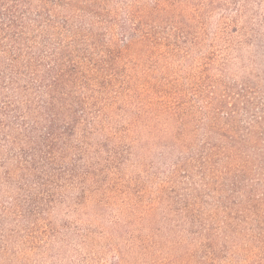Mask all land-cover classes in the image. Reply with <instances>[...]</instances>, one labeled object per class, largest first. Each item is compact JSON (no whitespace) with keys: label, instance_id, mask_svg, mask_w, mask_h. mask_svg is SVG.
I'll return each mask as SVG.
<instances>
[{"label":"trees","instance_id":"1","mask_svg":"<svg viewBox=\"0 0 264 264\" xmlns=\"http://www.w3.org/2000/svg\"><path fill=\"white\" fill-rule=\"evenodd\" d=\"M263 42L264 0H0V264L81 238L72 214L264 264Z\"/></svg>","mask_w":264,"mask_h":264},{"label":"rangeland","instance_id":"2","mask_svg":"<svg viewBox=\"0 0 264 264\" xmlns=\"http://www.w3.org/2000/svg\"><path fill=\"white\" fill-rule=\"evenodd\" d=\"M218 18V13L214 14ZM247 54V55H246ZM246 62L249 63V55ZM259 62L264 63V42L256 57ZM153 72V71H152ZM156 156L154 152L151 153ZM150 155V154H149ZM150 160V159H149ZM140 169L134 170L139 172ZM68 220L73 221L80 226V232L83 236L80 238L78 235H71L67 237V232L64 235L65 241L55 242L52 244L53 249L48 254L36 257L40 264H174V257L168 259L167 254H162L153 250L147 255H140L130 240L118 239L110 235L107 230H104L99 224L97 217L82 215L79 216L72 214ZM91 225L93 233L88 234V229ZM91 229V228H90ZM85 236V237H84ZM51 246V247H52ZM41 252V251H36ZM35 254V253H34ZM31 254L30 257L34 261L36 254ZM163 260V261H162Z\"/></svg>","mask_w":264,"mask_h":264}]
</instances>
